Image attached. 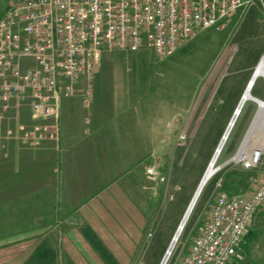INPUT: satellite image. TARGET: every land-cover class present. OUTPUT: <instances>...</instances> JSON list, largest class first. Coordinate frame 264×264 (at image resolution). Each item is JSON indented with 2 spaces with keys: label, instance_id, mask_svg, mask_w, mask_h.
<instances>
[{
  "label": "rangeland",
  "instance_id": "rangeland-1",
  "mask_svg": "<svg viewBox=\"0 0 264 264\" xmlns=\"http://www.w3.org/2000/svg\"><path fill=\"white\" fill-rule=\"evenodd\" d=\"M9 2L0 0V17ZM261 60L264 17L256 3L235 9L167 57L150 46L106 52L94 75L91 105L64 99L59 117L41 122L51 127L46 135L37 131V142L21 139L16 129L32 130L29 109L20 116L11 112L0 127V160L17 157L3 149L15 143L19 164L30 165L19 174L53 175L55 191L80 190L81 202L82 195L88 202L102 190L124 193L144 227L128 264H161L236 114L216 171L165 263L177 264L210 218L219 191H251L263 173L264 164L249 167L232 159L262 111L263 102L259 110L254 99L264 101V75L255 78L254 99L237 114ZM4 169L0 164V174ZM233 264H264V206L256 209Z\"/></svg>",
  "mask_w": 264,
  "mask_h": 264
},
{
  "label": "built area",
  "instance_id": "built-area-1",
  "mask_svg": "<svg viewBox=\"0 0 264 264\" xmlns=\"http://www.w3.org/2000/svg\"><path fill=\"white\" fill-rule=\"evenodd\" d=\"M254 3L264 17V0H10L0 17V127L11 112L20 116L28 108L32 130L16 129L21 139L37 142V131L46 135L51 127L41 122L57 119L64 99L79 97L91 105L104 53L150 46L167 57ZM240 148L236 162L264 164V136L250 150ZM259 206L264 171L251 191L221 189L210 218L177 264H233Z\"/></svg>",
  "mask_w": 264,
  "mask_h": 264
},
{
  "label": "crops",
  "instance_id": "crops-1",
  "mask_svg": "<svg viewBox=\"0 0 264 264\" xmlns=\"http://www.w3.org/2000/svg\"><path fill=\"white\" fill-rule=\"evenodd\" d=\"M12 145L3 149L17 157L0 160V264H128L144 227L125 194L81 202L80 190L55 191L53 175L19 174L30 165Z\"/></svg>",
  "mask_w": 264,
  "mask_h": 264
},
{
  "label": "bare ground",
  "instance_id": "bare-ground-1",
  "mask_svg": "<svg viewBox=\"0 0 264 264\" xmlns=\"http://www.w3.org/2000/svg\"><path fill=\"white\" fill-rule=\"evenodd\" d=\"M254 74H255V78L256 79L259 76L264 75V60H261V62L258 65V67H257V69H256ZM255 78H254V80L250 79V81H252V83H253L255 81ZM250 87H246V89L244 91V94L242 95V96H244V98L240 100L241 101L240 105H239L240 108H239V110L237 109V114L239 113L241 107L243 106V103H245L249 99H252V98L254 99V97L251 94V91H252V88L254 87V84L252 85L251 88ZM254 100L258 102L259 110H260V107H261L260 103L263 102L262 103V111H258V113L256 114V117H255V119H254V121L252 123V126L249 128V130H248V132H247V134H246V136L244 138V141L242 143L240 151L241 150H245L244 148L248 149L249 146L251 147L254 142L256 143L257 140L259 141L264 136V101L260 100V99H257V98H255ZM260 113H261V116L259 117ZM236 119H237V116H235V121H236ZM235 121H234V123H235ZM234 123H233V125H234ZM233 125H232V127H233ZM232 127H231V129H232ZM231 129H230V131H231ZM230 131H229L228 135L226 134V138L225 139H221V142H220V144L218 146V149H217L215 155L213 156L212 162H211L210 166L207 168L206 172L204 173V175H203V177H202V179H201V181L199 183V186H198V188H197V190H196V192H195V194H194V196H193V198H192V200H191V202L189 204V207L186 210V213L184 215L182 223L179 226V228L177 229V231L175 233V236L173 238V241L171 242V245H170V247H169V249H168V251H167V253H166V255H165L164 259H163L164 261L161 264H165L166 261L168 260L173 247L175 246L177 240L179 239V237H180V235H181V233H182V231L184 229V226H185L187 220L190 217V214H191V212H192V210H193V208L195 206V203H196V201H197V199L199 197V194L201 193V191L203 189V186L208 181V179L213 175V173L216 171L215 162L219 158V155H220V153L222 151V148L225 145L226 140L228 139ZM238 158H239V153H237L235 157H232V159H234V160H238Z\"/></svg>",
  "mask_w": 264,
  "mask_h": 264
},
{
  "label": "water",
  "instance_id": "water-1",
  "mask_svg": "<svg viewBox=\"0 0 264 264\" xmlns=\"http://www.w3.org/2000/svg\"><path fill=\"white\" fill-rule=\"evenodd\" d=\"M254 78H255V74L252 75L251 79L254 80ZM251 84H252V81H250V82L248 83V86H247V87H250ZM243 98H244V96H242L241 99H243ZM240 102H241V101H240ZM238 110H239V109H238ZM235 116H236V114H235V115L233 116V118L231 119V121H230V123H229V125H228V127H227V129H226V131H225V134H224V136H223L222 139H225V138H226V134L228 135V133H229V131H230V129H231V127H232L234 121H235ZM202 181H203V180H202ZM163 261H164V260H163ZM163 261H162V263H163Z\"/></svg>",
  "mask_w": 264,
  "mask_h": 264
}]
</instances>
